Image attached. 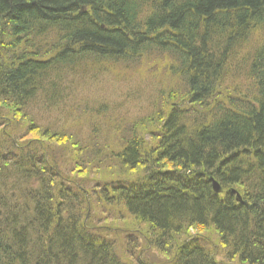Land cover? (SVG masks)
Here are the masks:
<instances>
[{
    "label": "trees",
    "instance_id": "trees-1",
    "mask_svg": "<svg viewBox=\"0 0 264 264\" xmlns=\"http://www.w3.org/2000/svg\"><path fill=\"white\" fill-rule=\"evenodd\" d=\"M0 264H264V0H0Z\"/></svg>",
    "mask_w": 264,
    "mask_h": 264
},
{
    "label": "rangeland",
    "instance_id": "rangeland-1",
    "mask_svg": "<svg viewBox=\"0 0 264 264\" xmlns=\"http://www.w3.org/2000/svg\"><path fill=\"white\" fill-rule=\"evenodd\" d=\"M149 66V62L147 64L140 62L136 68L131 66L128 69H123L119 77L123 79L122 81H118L112 74L103 75L96 82L91 80L84 92L85 99L98 104L105 101L110 111L115 108V112H124L127 118H136L145 114L149 99L154 94L153 90L159 86L161 78L163 79L162 76H159V80L152 76L148 71ZM118 225L121 224L118 223ZM121 234L114 237V241L116 242L118 238L120 244L123 237ZM209 234L211 235V233ZM134 253H138V250L132 251L133 256ZM146 258L148 261L155 259L154 255L150 253Z\"/></svg>",
    "mask_w": 264,
    "mask_h": 264
},
{
    "label": "water",
    "instance_id": "water-1",
    "mask_svg": "<svg viewBox=\"0 0 264 264\" xmlns=\"http://www.w3.org/2000/svg\"><path fill=\"white\" fill-rule=\"evenodd\" d=\"M210 182H211V187L214 193L218 194L222 191L221 186L213 178H210ZM231 193H234L236 197V201L238 203H241L242 200H241L240 195L233 189L231 190Z\"/></svg>",
    "mask_w": 264,
    "mask_h": 264
}]
</instances>
